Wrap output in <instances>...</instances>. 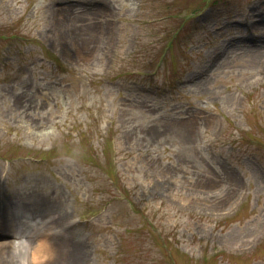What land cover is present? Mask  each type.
I'll list each match as a JSON object with an SVG mask.
<instances>
[{
	"label": "rangeland",
	"instance_id": "rangeland-1",
	"mask_svg": "<svg viewBox=\"0 0 264 264\" xmlns=\"http://www.w3.org/2000/svg\"><path fill=\"white\" fill-rule=\"evenodd\" d=\"M2 213L87 264H264V0H0Z\"/></svg>",
	"mask_w": 264,
	"mask_h": 264
},
{
	"label": "bare ground",
	"instance_id": "bare-ground-1",
	"mask_svg": "<svg viewBox=\"0 0 264 264\" xmlns=\"http://www.w3.org/2000/svg\"><path fill=\"white\" fill-rule=\"evenodd\" d=\"M28 213L30 216L40 218L43 223L42 218L54 214V211L48 208L33 207L28 209ZM3 215L5 218L6 213L0 215L1 219ZM52 219L50 222H55ZM61 231L64 232V230ZM0 233L10 235L8 238L0 239V255L6 256L8 260L18 259L19 256L15 252L26 248L29 250L28 262L31 264H87L86 257L80 249H68V245L64 243L65 241L60 236L48 239L50 237H44V233L39 232L36 237L34 235L29 237L23 230L15 229V225L8 222V220L0 221ZM21 238H24L25 241H34L35 239V243L30 247L26 246L25 241ZM45 257H47L46 261ZM21 264H25V262L22 263L21 261Z\"/></svg>",
	"mask_w": 264,
	"mask_h": 264
}]
</instances>
